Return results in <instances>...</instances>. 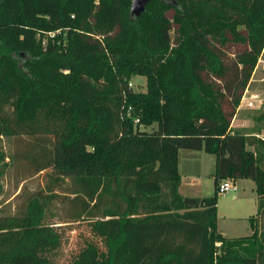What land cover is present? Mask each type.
<instances>
[{"label": "trees", "instance_id": "1", "mask_svg": "<svg viewBox=\"0 0 264 264\" xmlns=\"http://www.w3.org/2000/svg\"><path fill=\"white\" fill-rule=\"evenodd\" d=\"M130 4L0 0V137L31 136L22 156L53 174L0 238V264H51L58 195L91 234L69 264H264V108L230 125L264 50V0H149L138 16ZM179 149L213 155L210 196L178 191ZM224 178L253 182L247 235L217 231Z\"/></svg>", "mask_w": 264, "mask_h": 264}, {"label": "rangeland", "instance_id": "2", "mask_svg": "<svg viewBox=\"0 0 264 264\" xmlns=\"http://www.w3.org/2000/svg\"><path fill=\"white\" fill-rule=\"evenodd\" d=\"M226 60L228 59L226 58ZM128 82L131 83L130 88L133 91H143L145 88L143 76L130 77ZM263 108L264 50L253 68L230 125L245 128L252 126V117ZM154 127L155 124L141 128L150 131ZM258 127L260 130L255 134L264 139V121H261ZM32 143H34V139L31 136L0 137V149L6 155L4 159L6 165L0 175V238L7 232L10 223L14 225L26 198L31 193L43 188L53 177L49 168L34 173L31 162L22 156L30 149ZM178 160L181 193L189 197L210 196L213 191L211 177L213 155L201 150L179 149ZM68 184L69 180L64 179L54 188L59 194L65 195ZM234 185L233 190L216 193L217 231L228 238L250 233L248 217L254 215L256 208V195L253 188L251 189L253 182L244 179L240 182L235 181ZM61 197L63 196L58 195L49 207V212H52L53 215H47V221L56 226L59 234L58 241L41 253L51 261V264H69L73 254L83 246L84 240L91 236L88 219L85 217L72 221L67 219L68 203ZM257 223L262 226L264 219L259 218ZM9 232L11 237L16 236L17 228L13 227ZM4 246L3 243L2 247ZM14 264L32 263L30 259H18Z\"/></svg>", "mask_w": 264, "mask_h": 264}, {"label": "built area", "instance_id": "3", "mask_svg": "<svg viewBox=\"0 0 264 264\" xmlns=\"http://www.w3.org/2000/svg\"><path fill=\"white\" fill-rule=\"evenodd\" d=\"M128 85L131 86V83L128 82ZM135 121L136 120H133V122H135ZM234 187H235L234 181L231 178H224V179H221L217 183V185H216V193H219V194L220 193H225V192H227L229 190H233Z\"/></svg>", "mask_w": 264, "mask_h": 264}, {"label": "water", "instance_id": "4", "mask_svg": "<svg viewBox=\"0 0 264 264\" xmlns=\"http://www.w3.org/2000/svg\"><path fill=\"white\" fill-rule=\"evenodd\" d=\"M149 0H131V4L129 6V12L131 16H138L143 10L146 2ZM164 1H172V0H164Z\"/></svg>", "mask_w": 264, "mask_h": 264}, {"label": "crops", "instance_id": "5", "mask_svg": "<svg viewBox=\"0 0 264 264\" xmlns=\"http://www.w3.org/2000/svg\"><path fill=\"white\" fill-rule=\"evenodd\" d=\"M178 156H179V151H178ZM178 163H179V160H178ZM242 180H244V179H236V180H234V182L236 181V182H240V181H242ZM254 187V186H253ZM253 187H251V189L253 188ZM178 191L181 193V191H180V184H179V187H178ZM182 194V193H181ZM182 195H184V194H182Z\"/></svg>", "mask_w": 264, "mask_h": 264}]
</instances>
